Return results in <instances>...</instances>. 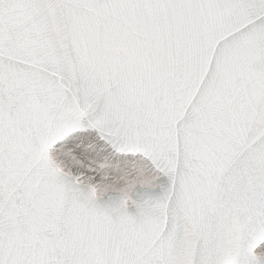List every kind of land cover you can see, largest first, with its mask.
Listing matches in <instances>:
<instances>
[{"label":"snow or ice","instance_id":"1","mask_svg":"<svg viewBox=\"0 0 264 264\" xmlns=\"http://www.w3.org/2000/svg\"><path fill=\"white\" fill-rule=\"evenodd\" d=\"M0 264H264V0H0Z\"/></svg>","mask_w":264,"mask_h":264}]
</instances>
